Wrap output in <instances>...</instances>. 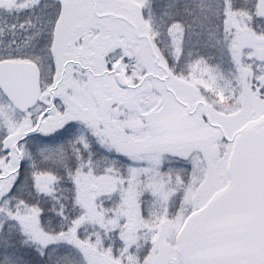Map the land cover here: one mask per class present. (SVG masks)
<instances>
[{
    "label": "snow or ice",
    "instance_id": "snow-or-ice-1",
    "mask_svg": "<svg viewBox=\"0 0 264 264\" xmlns=\"http://www.w3.org/2000/svg\"><path fill=\"white\" fill-rule=\"evenodd\" d=\"M0 264H264V0H0Z\"/></svg>",
    "mask_w": 264,
    "mask_h": 264
}]
</instances>
